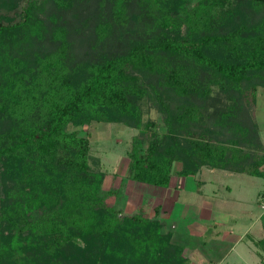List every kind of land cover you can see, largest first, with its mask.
Listing matches in <instances>:
<instances>
[{
	"label": "trees",
	"instance_id": "1",
	"mask_svg": "<svg viewBox=\"0 0 264 264\" xmlns=\"http://www.w3.org/2000/svg\"><path fill=\"white\" fill-rule=\"evenodd\" d=\"M260 88L264 0H0V264H64L83 244L121 264H189L161 204L146 216L107 201L89 133L69 127L139 129L126 175L160 188L177 160L185 176L264 179Z\"/></svg>",
	"mask_w": 264,
	"mask_h": 264
},
{
	"label": "rangeland",
	"instance_id": "2",
	"mask_svg": "<svg viewBox=\"0 0 264 264\" xmlns=\"http://www.w3.org/2000/svg\"><path fill=\"white\" fill-rule=\"evenodd\" d=\"M212 95L214 98L218 97L216 86L213 87ZM252 113L264 141L263 88L258 90ZM144 118L158 120L159 115L151 108L148 113L145 112ZM156 128L162 130L161 126L156 125ZM69 129L77 130L82 136L89 133L90 165L94 170L105 174L101 193L107 197L110 190H117L107 198L109 203L126 214H133L141 209L146 216L153 215V206L159 202L161 205L164 203L163 199L167 194L157 195L160 193L147 190V186L157 191L159 187L135 181L126 175L129 162L127 152L131 149L132 137L140 134L139 129L121 123L105 122L89 126H70ZM177 156L180 158L182 154ZM181 170L182 162L175 161L171 185L167 188L162 187L161 193H167V190L172 189V193L175 194L177 191L174 189L178 188L181 196L175 201L174 197L169 198V195L167 202L163 204L169 211L168 215H164L166 211L163 209L160 211V218L167 226L175 225L183 233L179 241L185 246V251L191 250L189 264H263L264 252L254 241L264 236V179L209 166H203L199 172L191 176L183 175ZM5 171L6 168L0 165V213L5 195ZM199 187H202L200 192ZM175 202L180 205H176ZM214 210L220 215L216 213L213 215ZM202 219L214 220L203 224L211 230L200 233L191 231L190 226L196 221L201 222ZM103 246L101 249H104ZM121 247L110 249L119 251ZM83 248L73 249L70 260H66L64 264H77L83 257H87L82 261L85 264H121L122 260L118 259L116 252L95 254L88 252L89 249L84 251ZM126 254L128 256L129 250ZM131 262L133 264V261ZM124 264L127 262L124 261Z\"/></svg>",
	"mask_w": 264,
	"mask_h": 264
},
{
	"label": "crops",
	"instance_id": "3",
	"mask_svg": "<svg viewBox=\"0 0 264 264\" xmlns=\"http://www.w3.org/2000/svg\"><path fill=\"white\" fill-rule=\"evenodd\" d=\"M239 175H242V174H239ZM189 176H191V175H189ZM200 188H202V187H199V192H200ZM162 189L163 188H160L159 187V190L157 191L156 189H153V188H148V186H147V190L149 191V192H158V193H160V194H157V195H161V194H167V195H165L166 197H164V199H163V201H164V203H165V201L167 202V200H168V197H169V195H170V197L169 198H173L174 200L175 199H178L181 195H180V193H179V190H177L178 188H175L174 190H176L177 192L175 193V194H173L172 193V189H169V190H167V193H165V192H163V193H161V191H162ZM197 190H198V187H197ZM195 191L196 193L198 192V191ZM172 194H173V196H172ZM142 198V197H141ZM176 201V200H175ZM160 203V202H159ZM163 203V202H162ZM163 203V204H164ZM176 203V202H175ZM161 204V203H160ZM163 204L161 205V208H162V210H161V212L163 211V209L166 211L165 213H164V215L165 214H167L168 215V210H166V208L163 206ZM176 205H180V204H178V203H176ZM163 206V207H162ZM166 206L167 207H169L168 206V204H166ZM178 209V206H176V209L175 210H177ZM210 211V210H209ZM174 213V212H173ZM213 213V215H215V213L218 215H220V213H218V212H216L215 210L212 212ZM208 214H209V212H208ZM213 215H211V216H213ZM160 216H161V214H160ZM162 216H163V214H162ZM223 216V215H222ZM165 221H167V220H165ZM212 222V221H214V220H209V219H202V221L201 222H198V221H196L195 222V224H192L190 227H191V231H193V232H196V233H200L201 231H209V230H211L210 228L208 229L207 227H204V225L203 224H207L208 222ZM164 222V221H163ZM174 224H175V222H174ZM210 225L211 226H213L212 225V223H210ZM169 227H171L173 230H174V232H175V234H177V233H181V231L178 229V228H176L175 227V225H170ZM213 229V228H212Z\"/></svg>",
	"mask_w": 264,
	"mask_h": 264
},
{
	"label": "water",
	"instance_id": "4",
	"mask_svg": "<svg viewBox=\"0 0 264 264\" xmlns=\"http://www.w3.org/2000/svg\"><path fill=\"white\" fill-rule=\"evenodd\" d=\"M120 217H121V214H120Z\"/></svg>",
	"mask_w": 264,
	"mask_h": 264
}]
</instances>
